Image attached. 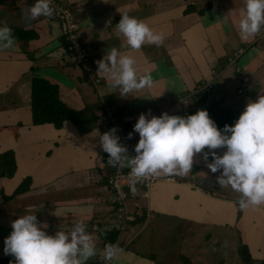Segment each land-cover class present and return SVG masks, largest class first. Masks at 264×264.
<instances>
[{"label":"crops","instance_id":"obj_1","mask_svg":"<svg viewBox=\"0 0 264 264\" xmlns=\"http://www.w3.org/2000/svg\"><path fill=\"white\" fill-rule=\"evenodd\" d=\"M61 1L80 25L84 63L68 59L70 40L59 21L28 18L34 1L0 0V23L14 37L12 46L0 47V153L12 150L17 165L13 175L0 174V258L14 264L3 253V240L11 221L36 205L37 220L47 223L50 234L76 222L86 225L97 252L84 264H264V204L241 209L240 194L219 187V173L210 172L200 154L187 174H154L159 179L149 189L140 185L119 202L107 178L119 168L107 163L93 131L118 122L120 142L134 155L138 134L129 139L127 133L149 109L188 115L203 108L218 128L232 124L249 99L264 94V27L240 38L243 0ZM121 13L163 33V42L131 49L115 28ZM112 47L134 58L138 74L151 73V89L121 97L108 78L96 75L95 61ZM37 79L73 112L62 125L34 123ZM209 82L207 93L191 94ZM121 207L134 219L119 217ZM105 243L121 248L118 258L103 259Z\"/></svg>","mask_w":264,"mask_h":264},{"label":"clouds","instance_id":"obj_2","mask_svg":"<svg viewBox=\"0 0 264 264\" xmlns=\"http://www.w3.org/2000/svg\"><path fill=\"white\" fill-rule=\"evenodd\" d=\"M52 0H34L28 8L29 19L53 14ZM223 20H228V13ZM237 27L242 40L254 36L264 27V0H243ZM131 49H139L144 43L159 46L163 33L154 31L144 20L121 13L115 24ZM7 24L0 23V47L13 45L14 37ZM96 75L110 80V87L121 97L141 89H151V73L140 75L132 56L116 47L110 48L95 61ZM99 136L100 148L108 154L107 163L117 168L127 167L132 178H147L154 174L185 175L192 170L195 154H200L207 169L219 173L215 180L219 187H230L239 193L236 201L241 209L264 204V94L249 99L232 124L218 128L207 109H197L188 115H159L151 110L141 112L127 138L133 133L138 139L133 146L134 155H128L127 147L120 142L115 126ZM223 148L218 154L215 149ZM209 157L211 158L209 160ZM129 190L135 192V180ZM31 206L24 214L11 221L10 233L3 240V253L14 257V264H84L97 249L83 222L72 224L67 230L58 228L54 233L46 231L48 225L38 221ZM121 248L115 243H105L103 259L118 258ZM9 264H13L12 261Z\"/></svg>","mask_w":264,"mask_h":264},{"label":"built area","instance_id":"obj_3","mask_svg":"<svg viewBox=\"0 0 264 264\" xmlns=\"http://www.w3.org/2000/svg\"><path fill=\"white\" fill-rule=\"evenodd\" d=\"M34 1V0H31ZM52 7H53V14L51 16H48V20H57L61 24L62 32L65 34V36L68 37L70 40V43L68 45V59L71 63H84L88 59V53L85 49L84 42L80 38V25L78 21L76 20L75 14L72 10V8L69 6L68 3L61 0H52ZM213 87V83H201L198 84L195 88V90L191 93L192 95L195 94H205L208 92L209 88ZM107 118V116H105ZM115 126L117 129V135L120 139L123 138L124 132L123 128L119 123L113 122L111 124L110 128ZM128 149V155H131L132 148L129 146H126ZM129 169L125 167H121L117 169L115 173L108 176V184L112 188V190L115 191L117 201L124 202L126 198L130 195H134V192H131L129 190V183L132 180H135V188H137L142 185L146 189H149L151 185L159 179L156 175H150L147 178H132L128 175ZM168 180H174L173 176H166L163 177ZM124 209L121 207L119 209V217L121 218H127L128 220H133V215H124L123 214Z\"/></svg>","mask_w":264,"mask_h":264},{"label":"trees","instance_id":"obj_4","mask_svg":"<svg viewBox=\"0 0 264 264\" xmlns=\"http://www.w3.org/2000/svg\"><path fill=\"white\" fill-rule=\"evenodd\" d=\"M44 83V85H43ZM50 84L45 80H35L32 86V110L34 123L53 122L56 125L68 119L73 112L64 108L56 102L50 88ZM15 155L12 150H5L0 153V174L11 176L16 170ZM111 237V236H110ZM113 242L112 240H109ZM244 259L246 255H244ZM248 262L247 259H245ZM7 258H0V264H9Z\"/></svg>","mask_w":264,"mask_h":264},{"label":"rangeland","instance_id":"obj_5","mask_svg":"<svg viewBox=\"0 0 264 264\" xmlns=\"http://www.w3.org/2000/svg\"><path fill=\"white\" fill-rule=\"evenodd\" d=\"M213 249V248H212Z\"/></svg>","mask_w":264,"mask_h":264}]
</instances>
